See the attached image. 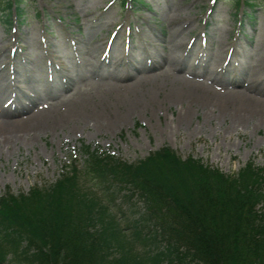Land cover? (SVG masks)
<instances>
[{
    "label": "rangeland",
    "instance_id": "rangeland-1",
    "mask_svg": "<svg viewBox=\"0 0 264 264\" xmlns=\"http://www.w3.org/2000/svg\"><path fill=\"white\" fill-rule=\"evenodd\" d=\"M20 1L22 17L13 13L6 24L0 14V121L33 100L36 107L0 125V196L48 186L65 165L82 170L85 147L128 164L170 147L230 177L249 162L264 167V97H231L213 81L225 63L221 81L236 80L242 68L241 85L264 91V0H255L248 16L235 0ZM157 55L164 60L150 79L138 85L142 75L134 72L128 86L116 81L130 67L119 65L123 58L138 68L144 56ZM13 67L18 74L9 73ZM192 70L200 78L190 91L175 78ZM187 92L210 102H190ZM41 117L51 123L37 129ZM128 202L117 197L118 214L130 216L129 204L141 207L135 196ZM132 252L141 257L144 248L134 244Z\"/></svg>",
    "mask_w": 264,
    "mask_h": 264
},
{
    "label": "trees",
    "instance_id": "trees-1",
    "mask_svg": "<svg viewBox=\"0 0 264 264\" xmlns=\"http://www.w3.org/2000/svg\"><path fill=\"white\" fill-rule=\"evenodd\" d=\"M20 3L5 2L6 24L23 16ZM234 4L245 16L256 5ZM83 154L82 170L73 163L48 186L0 196V264H264V167L249 162L230 177L169 147L135 164ZM119 195L141 207L118 214Z\"/></svg>",
    "mask_w": 264,
    "mask_h": 264
},
{
    "label": "bare ground",
    "instance_id": "bare-ground-1",
    "mask_svg": "<svg viewBox=\"0 0 264 264\" xmlns=\"http://www.w3.org/2000/svg\"><path fill=\"white\" fill-rule=\"evenodd\" d=\"M163 44H165L164 48H167L168 45H170V43H166V41L164 40ZM149 45H151V43H149ZM52 58L56 59V56H52L51 55V60ZM151 58V57H150ZM147 56H144V58L142 59V61L145 60L144 64H140V67L136 68L132 65V63H130L129 60H126V58H123L122 60H120L119 65L122 66H126L129 64V70L127 69L123 75L119 76L118 78H116V81L119 83H125V86H128L127 81L128 78H130L131 76H133L134 72H139L142 76L141 78L138 80V82L136 84H141L142 82H144L145 80H148L151 78L150 73L153 71H156L160 68V66H162V61L164 60V57H162L161 55H157V57H155V59H150ZM98 61L100 64L105 63L107 61V56H100V54L98 55ZM204 65V64H203ZM225 63H222V65L217 68L215 70V74L220 77L219 79H213V81H215V83L217 84H221L223 89L227 90V94L230 95L231 97L234 96H240V97H247V98H252L253 96H257V97H264V91H261L258 89V87H254V86H242L240 83V75L241 73L244 71V69L241 68V70L239 72H237V75L235 76L236 80H226V81H221V77H223V75H221V73L225 70L226 71V67H225ZM196 66V64H195ZM183 68V64L178 67V69H176V72L180 73L183 72L182 71ZM186 69V68H185ZM183 69V70H185ZM195 69V68H194ZM9 73H15L18 74L19 71L17 68L11 69V71H9ZM200 78V75L198 73H196L195 71H191V72H184L182 74L181 77L175 78L177 81H180L178 83L183 84V87H188V90H192L198 87V83L197 80ZM135 85V84H132ZM241 86V90H238L237 88ZM68 88V86L63 85L62 87V92L66 91ZM133 88V87H132ZM229 90V91H228ZM186 92V89L184 90ZM184 99H188L190 102H195V101H201L203 103H207L210 102L209 98L204 96V95H195V94H191L190 92L184 93L182 96ZM35 100L31 101V103L24 105L20 108H16L14 111L10 112V111H6L4 113V120L0 121V125L1 126H5L9 123V119L12 118H18L23 114H28L30 113L32 110L35 109L36 105H35ZM34 104V105H33ZM215 104H217V102H215ZM14 112V113H13ZM21 113V114H19ZM187 120V114L184 113L182 115H180L177 119V123L180 127L185 125V122ZM235 120V118L233 119V121ZM51 121L48 119H44V117H41L39 119H37L36 121H34L33 126L37 129H41L44 128L46 126H48V124H50Z\"/></svg>",
    "mask_w": 264,
    "mask_h": 264
}]
</instances>
